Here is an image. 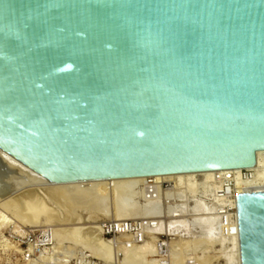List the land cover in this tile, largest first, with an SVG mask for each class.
Returning <instances> with one entry per match:
<instances>
[{
	"label": "water",
	"instance_id": "95a60500",
	"mask_svg": "<svg viewBox=\"0 0 264 264\" xmlns=\"http://www.w3.org/2000/svg\"><path fill=\"white\" fill-rule=\"evenodd\" d=\"M0 149L50 183L255 166L264 0H0ZM237 210L264 264V191Z\"/></svg>",
	"mask_w": 264,
	"mask_h": 264
},
{
	"label": "rangeland",
	"instance_id": "374dc122",
	"mask_svg": "<svg viewBox=\"0 0 264 264\" xmlns=\"http://www.w3.org/2000/svg\"><path fill=\"white\" fill-rule=\"evenodd\" d=\"M17 174H19V173H17ZM12 176H13V178L11 180H13V182L15 183L16 181L18 182V180L22 179V178H23V181H20V182H24V179L27 178L26 176H28V175L26 174V176H24V174H23V175H21L22 177H20L18 175H12ZM26 180L27 179H25V182H26ZM17 184H19V183H17ZM25 186L24 187L26 189L24 187H22L13 195H11L12 192H8L6 195H3L4 198H3V196L1 197V198H3V201L4 200L6 201V199H7V201L9 202V206H11V207H9L10 209L8 208V205H7L8 202L7 201H6L7 204L5 203L7 206L5 204H4L5 205L4 206L3 205L4 202L1 200V202H0V216H1L0 217V219H1L0 220V264H122V262L124 261V258H126L125 256H127V254H125L123 252L124 251L126 252V250H128L131 253L132 247H135L137 245L136 244V245H132L131 247H128L126 245V242H124L127 239V237L126 238L121 237L122 239L120 238V242L118 244H115L113 240L104 236L103 229H102V221L107 220V219H119L120 220V219H125V218H130V217H141V216L146 215V213L145 214L142 213V210H141V206H143V204H146V203H142V201H140V196L142 194V190H141L140 185L137 186V190L141 192L140 195H138L134 200L125 199L123 204L120 202H122L121 195L124 196V194H120V193L116 194V193H114V191H112L109 194L110 196L108 195V198L109 197L110 198L109 199L107 198L108 199L107 203H108V206L110 205V207H109L111 209L110 211L113 212V214L116 212L114 215H112L108 218H102V217L93 218V216L91 217L89 213L88 214L86 213L88 211L87 209L90 208L89 207L90 201L88 199L92 200L91 197H87V198L85 197L84 201L81 202L80 206L78 205L77 207H75L76 205L73 204L74 202L69 201L70 203L65 202L64 204L63 203L61 204V203H59L61 201V199H59V201L56 202V200H58V199L55 198L56 200H53V196L49 197L47 195L48 201L50 200V198L52 199L50 202L47 201V204L49 203L48 205L50 206L49 208L53 207L52 209L56 210V211L53 210V215L48 216L45 213V211L42 212V210H40L42 208L41 206L37 207L34 210L32 209V211H34V212H32L31 209L28 210V208L24 206L27 209V212L29 214L33 215V216H31L27 213L28 215H25L26 219L24 218L25 213H23L24 207L21 206L23 208L20 207V209H19V206H20L18 203L19 199H18L17 203H15L16 201L15 202L13 201L16 204V206L14 204V207H15L14 208L12 205L13 202L11 201L12 202L11 203L8 198H11V197L14 198L15 197L14 199L16 200L17 198H20L19 197L20 194L21 195L23 194L22 191L25 192V190H31L30 188H32V189L34 188L35 190H37L39 192L41 190L40 188H43L42 186H44V188L45 187L47 188L49 186H46V185H36V186L32 185V186H30L29 185V187H28V184H26ZM43 191L46 192L45 190H43ZM40 193H42V192L40 191ZM113 196H115V197H113ZM116 198H118L119 200ZM114 199H116V200H114ZM113 200H114V203L112 202ZM197 201L194 205H192V209L194 210V212H195L194 208L197 204ZM69 205L71 208H69ZM105 205H107V204H105ZM113 206H115V207H113ZM43 208L45 210L47 209L45 207H43ZM113 208L115 209V211ZM26 209H25V211H26ZM75 209L76 210L78 209V211H76ZM79 209H80V211H79ZM81 209L85 210V211H82ZM35 210L38 211V214L40 216H43V215L44 216L38 217V214H35V212L37 213V211H35ZM21 211H22V213H21ZM57 212L58 213L60 212L61 214L60 213L58 214ZM78 212H80V214L82 216L79 217L80 214ZM196 213L197 214L194 217L196 218L197 221L195 220L193 222V226H191L190 223L188 224V221H186L185 218L183 219L182 226L188 225L187 228L192 229V227H193V230H194V228H196L194 225H198L202 229L203 234H205L204 239L203 240H196V241L192 240V241H190L188 239H180L179 237L173 236L171 238V248L173 251H176V248L179 250V252H178V250L176 251L178 254L175 255V256H178L179 259L177 257L173 256L172 259L170 258L168 264H179V263L185 264V262H186V264H193V263L194 264H199V263L200 264H208V263L209 264H227V263L236 264L234 261L232 262V260H231V262H229L230 258L228 257V260H226L227 259L225 257L226 255L224 256V252L227 249H228L227 252L229 253V249L232 248L234 241H231L230 245L226 246L225 241H223L220 238L218 239L216 237V232L213 236L210 237L211 240H208L209 236H208L207 231H206L207 229H205L207 227L206 226L203 227V225L200 226L197 223L198 222L197 218H199L201 216V213H198V212H196ZM20 214H21V217L23 218V220H26V221L23 222L22 218L20 217ZM36 215H37V217H36ZM58 215H60L61 220L59 219L60 217ZM75 215H77V216H75ZM93 215H95V214H93ZM30 216H31V218H30ZM5 219H7L8 222ZM45 219H46V221H44ZM90 225H92V227ZM60 229L62 230V232L64 230L63 240H62V236H60L61 232H58V231H61ZM41 230H43L44 233L47 232L49 235H51L52 241L50 242L49 245H46V246L39 245L38 240H35V242L31 243V244L26 242L25 237H27V235L32 234L35 237H38ZM92 232H94V233L92 234ZM57 233L60 235L57 236ZM95 233L97 236L95 235ZM92 235L94 236V238L92 237ZM56 237L60 241L62 240L60 243L61 245L59 244L60 241ZM96 237H98L97 238L98 240L96 239ZM94 239H95V241L96 240L97 241L95 242ZM122 240H124V241L122 242ZM147 240H149V241L152 240L155 248L152 247L151 249H156L155 251L157 252V248L155 245L156 237L151 236ZM102 241H103L102 244L105 245L104 248L102 247V244H100ZM221 241H223L225 243H223ZM199 243L201 244V246ZM222 243H223V245H221ZM142 244H144V243H142ZM177 244H178V246H177ZM100 245L102 248L101 250H100ZM119 246H120V248H119ZM197 246H199V248ZM123 247L126 249H124ZM204 247L207 248L206 249L207 251L205 250ZM193 249H194V251L197 250L198 253L197 252L195 253L194 251H192ZM133 250H135V249L133 248ZM180 253H181V255H179ZM157 254H158V252L156 253V255ZM144 256H143V261L146 262L147 260H144V258H147L148 255L146 254V256L145 257ZM190 256L193 259H188ZM193 256H196L197 258L198 257L201 258V256H202V258L197 259ZM227 256H229V255H227ZM174 257L176 259H174ZM141 258H140V260L142 261ZM152 258L148 256L147 259L152 260ZM157 260L158 261L155 262V264H160V263L165 262L164 260H161L159 258V255H157ZM184 260H186V261L184 262ZM189 260H190V262H188ZM129 261H132V262H130V264H134L133 260H131L129 258H128V261H124V264H128ZM126 262H128V263H126ZM148 264H150V263H148Z\"/></svg>",
	"mask_w": 264,
	"mask_h": 264
},
{
	"label": "built area",
	"instance_id": "2783aa9c",
	"mask_svg": "<svg viewBox=\"0 0 264 264\" xmlns=\"http://www.w3.org/2000/svg\"><path fill=\"white\" fill-rule=\"evenodd\" d=\"M264 164L257 158V164L249 168L226 169L213 171L211 177L198 174L192 181L194 189L191 190L188 180L183 186L178 180L145 177L141 183L142 194L140 201L149 205L146 215L125 219H107L102 221L105 237L120 242L121 237L128 247L144 243L149 237L155 236V245L159 258L168 264L172 254L171 238L203 240L205 234L198 225L192 229L187 226L170 228L172 218H185L193 226L197 213L192 205L197 200L206 204L199 213H210L216 220V237L229 246L235 237L239 236L237 194L264 191ZM167 225V226H166ZM191 230V231H190ZM195 232V233H194ZM26 242L31 244L38 240L39 245L46 246L52 241L51 235L41 230L38 237L27 235ZM36 244V243H35Z\"/></svg>",
	"mask_w": 264,
	"mask_h": 264
},
{
	"label": "bare ground",
	"instance_id": "6f19581e",
	"mask_svg": "<svg viewBox=\"0 0 264 264\" xmlns=\"http://www.w3.org/2000/svg\"><path fill=\"white\" fill-rule=\"evenodd\" d=\"M0 157L2 159V163H0V202L1 200L3 201V198L4 196L3 195H6L8 192H12L11 195H13L14 193H16L20 188L24 187L26 184H28V187L29 185L32 186H36V185H46V186H49V187H45L42 186L43 188H40L41 192L40 191L38 192L37 190H35L34 188H30L31 190H25V192L22 191V195L19 197L20 198H17L16 200L14 199L15 195L13 196L14 198H8L9 201L11 202H15L17 203L18 199H19V209L21 206H25L28 208V210L32 209H36L37 207L41 206L42 208L45 207L47 208L46 210L44 209H40L43 211H45V213L48 215V216H52L53 215V210L55 209H52V208H49L50 206L47 204V195L50 197L53 196V200H56L59 201V199H61V201L59 203H67L69 201L71 202H74L73 204L76 205L75 207H77L78 205L80 206L81 202L84 201L85 197H91L92 200L88 199L90 201L89 203V209H87L88 211L86 212L87 214L89 213L90 216L93 218H99V217H102V218H108L113 214V212H111L110 210V205L108 206V203H107V200L110 198H108V195L114 191V193L118 194H124L121 195V198H122V203L125 201V199H131V200H134L138 195H140V191L137 190V186L138 185H141V183L145 180V177H138V178H123V179H106V180H96V181H77V182H71V183H50V182H47L46 179H44L41 175H39L38 173L34 172L33 170H31L30 168H28L26 165H24L23 163H21L20 161H18L17 159H15L14 157H12L10 154L6 153L5 151L1 150L0 149ZM257 158L258 160L260 161V163H263L264 164V151H260L257 153ZM7 170V171H6ZM19 173V174H17ZM26 176V174L28 176H26L27 179L26 182H25V179H24V182H20V181H23V178L22 179H19L16 184L13 182V180H11L13 178L12 175H18L20 177H22L21 175ZM200 174V175H204L205 177H211V175L213 174V171H208V172H203V173H183V174H175V175H165V176H156V177H159V178H171V179H175V180H178V183L179 185L183 186L185 184V182L188 180H194L196 178V176ZM264 175V174H263ZM23 176V177H24ZM16 177V176H15ZM17 178V177H16ZM29 178V179H28ZM191 182V184L189 185V188L191 190L194 189V184L192 183V181H189ZM30 183V184H29ZM24 185V186H23ZM26 187V186H25ZM24 187V188H25ZM27 188V187H26ZM25 188V189H26ZM23 190V189H22ZM43 190H45L46 192H44ZM142 190V189H141ZM9 195V194H8ZM3 196V198H1ZM110 196V195H109ZM115 197V196H113ZM56 198V199H55ZM108 198V199H107ZM11 199V200H10ZM118 199V198H116ZM114 199V200H116ZM52 199L50 198V200L48 202H50ZM114 200L112 201L114 203ZM119 200V199H118ZM7 201V199H6ZM5 200L3 201V205L7 202ZM64 201V202H63ZM88 201V202H89ZM11 202V203H12ZM12 203L13 207H14V204L15 203ZM87 202V201H86ZM110 202V201H109ZM116 202V201H115ZM70 203V202H69ZM5 204V205H6ZM84 204V203H83ZM107 204V205H105ZM138 204V203H137ZM4 205V206H5ZM8 208L11 207L9 206V202H8ZM6 205V206H7ZM48 205V206H47ZM86 205V204H85ZM114 205V204H113ZM16 206V204H15ZM18 206V205H17ZM66 206V205H65ZM108 206V207H107ZM116 206V205H115ZM113 206V207H115ZM12 207V208H13ZM21 207V208H23ZM23 208L24 211L23 213L24 214V218H25V215H28L29 213L27 212V209L26 208ZM74 207V206H73ZM74 207V208H75ZM87 207V206H86ZM149 205L146 203V204H143V206H141V210H142V213H146L145 211H147ZM204 207H206V204L201 201V200H198L197 201V204L195 206V213L198 212L200 210H204ZM15 208V207H14ZM69 208L70 205H69ZM85 208V207H84ZM83 208V209H84ZM139 208V207H138ZM7 209V208H6ZM10 209V208H9ZM26 209V211H25ZM96 209V210H95ZM114 209V208H113ZM112 209V210H113ZM76 210V209H75ZM82 210V209H81ZM20 211V210H19ZM21 211V213H22ZM37 211V210H35ZM56 211V210H55ZM58 211V210H57ZM72 211V210H71ZM78 211V209L76 210ZM80 211V209H79ZM82 211H85V210H82ZM115 211V209H114ZM34 212V211H32ZM31 212V213H32ZM40 212V211H39ZM75 212V211H74ZM20 213V212H19ZM28 213V214H27ZM58 213V212H57ZM60 213V212H59ZM58 213V214H59ZM77 213V212H76ZM80 214V212H78ZM34 214V213H33ZM35 214H38V211L37 213L35 212ZM42 214V213H41ZM61 214V213H60ZM95 214V215H93ZM31 216H33L32 214H29ZM23 216V215H22ZM30 216V218H31ZM40 215L38 214V217ZM44 216V215H43ZM43 216H40V217H43ZM60 217V215H58ZM77 216V215H75ZM82 216L81 214L79 215V217ZM131 216V215H130ZM1 217V216H0ZM20 217H21V214H20ZM37 217V215H36ZM78 217V218H79ZM8 218V217H7ZM22 218V217H21ZM47 218V217H46ZM26 219V218H25ZM61 220V217L59 218ZM183 219L184 218H172L170 221H169V224L168 226L170 228H175V227H178V226H182V222H183ZM196 219V218H195ZM198 219V224L200 226L203 225L206 226L207 229V234H208V240H211L210 237L213 236L216 232V220H215V217L214 215H211L209 212L206 214V213H201V216ZM1 220V219H0ZM7 220V219H5ZM23 220V218H22ZM49 220V219H48ZM47 220V221H48ZM103 220V219H102ZM121 220V219H120ZM26 221V220H23V222ZM41 221V220H40ZM46 221V219L44 220ZM50 221V220H49ZM197 221V220H196ZM8 222V220H7ZM11 222V221H10ZM51 222V221H50ZM92 222V221H91ZM93 225V224H92ZM92 225H90L92 227ZM167 226V225H166ZM89 227V226H88ZM59 229V228H58ZM90 229V228H89ZM92 229V228H91ZM61 230V229H60ZM23 231V230H22ZM58 232H61L60 234L57 233V236L60 235L62 236V240H63V232L62 230L61 231H58ZM94 232H92L93 234ZM65 235V234H64ZM96 235V233H95ZM66 236V235H65ZM97 236V235H96ZM92 237L94 238V236L92 235ZM57 238V237H56ZM60 238V237H59ZM98 237H96L97 239ZM58 239V238H57ZM122 239V238H121ZM59 240V239H58ZM61 240V241H62ZM98 240V239H97ZM96 240V241H97ZM60 241V240H59ZM61 241L59 242V244L61 243ZM65 241V240H64ZM95 241V239H94ZM95 241V242H96ZM124 240H122L123 242ZM224 241V240H223ZM221 241V242H223ZM234 243L232 245V248L229 249V253L227 252V250L224 252V256L227 258H225L226 260H228V257L230 258V261L232 260V262L234 261L236 264H241V256H240V240H239V236L238 237H235L234 238ZM150 242V243H149ZM99 243V242H98ZM103 241L100 243L102 244ZM225 243V242H223ZM223 243L221 245H223ZM105 244V243H104ZM200 244V243H199ZM61 245V244H60ZM99 245V244H98ZM136 245V244H135ZM211 245V244H210ZM105 245L102 244V247L104 248ZM176 246V245H175ZM178 246V244H177ZM201 246V244H200ZM207 246V245H206ZM155 248V246L153 245V242L152 240L149 241L147 240L146 242H144V244H137L135 247H132V251L131 253L126 250V252L124 251L123 253L127 254V256H125L126 258H124V261H128V258L133 260V263L134 264H155V262H157V255L155 250L156 249H151V248ZM199 248V246H197ZM120 248V246H119ZM124 248V247H123ZM133 248L135 250H133ZM181 248V247H180ZM196 248V247H195ZM205 248V247H204ZM229 248V247H228ZM101 245H100V250H101ZM107 249V248H106ZM126 249V248H124ZM203 249V248H202ZM207 248H205L206 250ZM178 249L176 248V251ZM176 251H173L172 250V254H171V259L173 258V256L177 255L178 253ZM194 251V249L192 250ZM200 251V250H199ZM204 251V250H203ZM207 251V250H206ZM209 251V250H208ZM179 252V250H178ZM181 252V251H180ZM195 253L198 251H194ZM193 252V253H194ZM131 255H130V254ZM183 253V252H182ZM194 253V254H195ZM228 253V254H227ZM146 254L149 256V257H153L152 260H148V256L147 258H144V260H147L146 262L143 261V256ZM181 255V253L179 254ZM197 255V254H196ZM229 255V256H227ZM129 256V257H128ZM144 256V257H145ZM142 257V258H141ZM178 258V256H175ZM174 257V259H176ZM195 258H197L196 256H193ZM140 258L142 259V261L140 260ZM182 258V257H181ZM202 258V256H201ZM200 257H198L197 259H201ZM173 259V260H174ZM179 259V258H178ZM188 259H193L191 258V256L188 258ZM204 259V258H203ZM207 259V258H206ZM124 261L122 262V264H124ZM175 261V260H174ZM179 261V260H178ZM186 260H184L185 262ZM200 261V260H199ZM203 261V260H202ZM130 262L132 261H129L126 262L128 264H130ZM148 262V263H147ZM177 262V261H176ZM190 262V260L188 261ZM183 263V262H182ZM193 263V262H192ZM208 263V262H207ZM181 264V263H179ZM186 264V262H185ZM194 264V263H193ZM200 264V263H199ZM209 264V263H208ZM227 264H230V263H227Z\"/></svg>",
	"mask_w": 264,
	"mask_h": 264
}]
</instances>
